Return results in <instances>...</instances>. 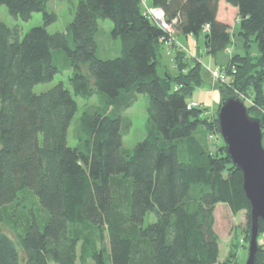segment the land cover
I'll return each mask as SVG.
<instances>
[{"label": "trees", "instance_id": "1", "mask_svg": "<svg viewBox=\"0 0 264 264\" xmlns=\"http://www.w3.org/2000/svg\"><path fill=\"white\" fill-rule=\"evenodd\" d=\"M49 2L0 0L15 18L42 13L44 21L24 36L0 21V264H219L215 208L246 212L249 237L250 202L222 138L215 152L201 140L214 130L220 136L217 115L208 117L202 104L189 109L187 95L203 84L199 58L173 43L178 73L160 74L168 34L145 16L140 0H79L66 31L54 34L47 30L57 20ZM221 2L238 11L243 51L217 66L228 75L220 88L245 104L249 98V114L263 129L264 0H151L177 38L203 36V50L214 56L233 44L231 26L218 19ZM106 19L121 48L100 58L99 21ZM69 70L71 89L60 82L35 93ZM139 95L149 98L147 135L126 150L131 122L124 113ZM95 96L72 148L76 97ZM30 192L47 217L42 224L32 212L18 249L1 226L5 209ZM151 214L156 221L146 226ZM260 252L256 264H264Z\"/></svg>", "mask_w": 264, "mask_h": 264}, {"label": "rangeland", "instance_id": "2", "mask_svg": "<svg viewBox=\"0 0 264 264\" xmlns=\"http://www.w3.org/2000/svg\"><path fill=\"white\" fill-rule=\"evenodd\" d=\"M78 2L79 0H50L48 9L57 15V20L52 25L48 26L47 30L49 33L54 34L57 32L66 31L67 26L73 21ZM225 5L228 8H225ZM237 12L238 11L235 8L227 5L225 2L221 3L218 18H220V21L223 20L233 25V27L231 26V31L233 33V44L228 47V49L221 51L216 56L208 54L205 50L204 53L201 54V50L203 51V48H205L203 36L199 38L198 42L194 44V46L188 47L191 52H193L196 57L199 58V61L202 64L203 84L200 87H196L191 95H187V98L189 101H197L202 103L201 106H204L207 109L205 111L207 116L212 119L217 115L221 96V88L220 81L214 80L211 76L209 67L215 69L217 66L227 65L235 53H241L243 51L242 39L236 36L239 29L237 26ZM0 21L7 24L11 28H18L22 36H24L32 28L44 25L42 13H34L33 17L29 21H23L20 18L13 17L10 14L7 6L1 4ZM113 27L114 25L109 19L99 21L98 42L100 47L98 56L100 58H110L120 54V40L111 38V31ZM180 39L185 42L183 37H180ZM234 42H236V45H234ZM240 42L242 44L241 46L239 45ZM200 47L201 50L199 49ZM108 49L112 50L108 51ZM166 66L172 75H176L178 73L172 64V61L170 60V56L164 49V51L162 50L160 66L158 68L160 74H164V67ZM71 74V70L62 74H58L53 81L49 83L38 84L34 88V91L38 94L48 91L60 82H64L66 87L71 89L70 85L68 84V79ZM76 100L79 105V110L72 122L68 136V145L72 148L78 146V140L75 138V133L77 127L80 124V118L85 107L97 104L98 97L95 96L90 100L76 97ZM148 104V96L139 95L135 105L124 113V118L131 122L130 129L127 133H124V149L133 150L139 142L146 138ZM246 104L249 106L251 105V100L249 98H247ZM263 113L264 110L262 111V114ZM214 134L216 136L211 139L210 137ZM218 136L219 133H217L216 130L207 133L206 136H202L201 140L204 141L206 145H208L207 148L210 150V152L217 151L219 146L222 145L221 137ZM180 158L182 161H185L187 158L183 147L180 151ZM32 212L43 224L47 217V213L43 208H41L37 197L32 192L25 193L21 196L18 203L5 209V222L1 226V230L7 233L15 241L18 249H21L19 238L27 230L29 223L31 222L30 219L32 217ZM155 221V216L153 214L149 215L146 219V226ZM215 231L221 243L219 264H246L249 255L250 242V236L248 237L246 212H241L235 216L232 214L227 205L222 203L218 204L215 208ZM106 238L107 234H105L103 240L106 241ZM258 245L261 250V260L264 261V233L260 234L258 238ZM108 264H110L109 259Z\"/></svg>", "mask_w": 264, "mask_h": 264}, {"label": "water", "instance_id": "3", "mask_svg": "<svg viewBox=\"0 0 264 264\" xmlns=\"http://www.w3.org/2000/svg\"><path fill=\"white\" fill-rule=\"evenodd\" d=\"M220 137L232 163L243 175V190L250 202L251 229L246 264H256L260 220L264 224V134L261 121L250 116L238 96L221 90L217 111Z\"/></svg>", "mask_w": 264, "mask_h": 264}, {"label": "built area", "instance_id": "4", "mask_svg": "<svg viewBox=\"0 0 264 264\" xmlns=\"http://www.w3.org/2000/svg\"><path fill=\"white\" fill-rule=\"evenodd\" d=\"M140 3L143 7L144 14L147 16L150 20H152L155 25H157L159 28H161L163 31H165L168 34L167 40L164 41L165 47L167 51L174 50V44H179L178 38L176 35V30L174 29L173 24L169 23L166 19V15L164 11L161 8L155 7L151 4V0H140ZM210 29V26L207 25L204 28V32H208ZM180 45V44H179ZM181 46V45H180ZM182 50H184L188 56L191 57V53L183 46ZM235 73V70H234ZM212 77L214 80L220 81V83H225L227 81V73L224 68L217 67L211 71ZM199 105L197 103H189V109L198 107ZM214 136L212 135L210 138L213 139Z\"/></svg>", "mask_w": 264, "mask_h": 264}, {"label": "crops", "instance_id": "5", "mask_svg": "<svg viewBox=\"0 0 264 264\" xmlns=\"http://www.w3.org/2000/svg\"><path fill=\"white\" fill-rule=\"evenodd\" d=\"M222 3V2H221ZM221 3H220V6H221ZM220 6H219V9H220ZM225 8H228V7H226V5H225ZM238 13V12H237ZM219 16V15H218ZM219 20H220V18H218ZM238 19H239V16L237 17V21H238ZM222 22H225V21H223V20H221ZM225 23H227L228 25H230V26H232L233 27V25H231L230 23H228V22H225ZM183 39H184V41L185 42H183L181 39H180V37L178 38V42H179V44L181 45V46H183V47H185L190 53H191V56L192 57H196V55L193 53V52H191V50L188 48L189 46H194V44H196L197 43V40L194 38V37H192V36H188V37H183ZM236 43V42H235ZM239 45L241 46L242 44H241V42L239 43ZM167 51V50H166ZM167 53H168V55L170 56V60L172 61V64L174 63L173 62V58H174V56H175V51H173V50H171V51H167ZM202 53H204V50L202 51L201 50V54ZM164 70L165 71H169V69H168V67L166 66V67H164ZM209 70H210V72L213 70L212 68H210L209 67ZM170 72V71H169ZM189 103H198V104H202V103H200V102H197V101H190ZM217 207V206H216ZM220 247H221V243H220ZM220 251H221V249H220Z\"/></svg>", "mask_w": 264, "mask_h": 264}, {"label": "bare ground", "instance_id": "6", "mask_svg": "<svg viewBox=\"0 0 264 264\" xmlns=\"http://www.w3.org/2000/svg\"><path fill=\"white\" fill-rule=\"evenodd\" d=\"M198 104V103H197ZM199 105V104H198Z\"/></svg>", "mask_w": 264, "mask_h": 264}]
</instances>
